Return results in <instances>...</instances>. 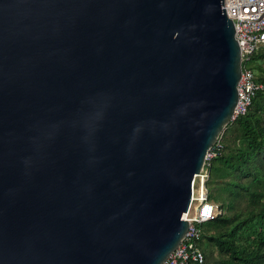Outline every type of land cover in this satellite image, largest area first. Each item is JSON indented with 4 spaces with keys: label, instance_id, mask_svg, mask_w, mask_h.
Wrapping results in <instances>:
<instances>
[{
    "label": "water",
    "instance_id": "95a60500",
    "mask_svg": "<svg viewBox=\"0 0 264 264\" xmlns=\"http://www.w3.org/2000/svg\"><path fill=\"white\" fill-rule=\"evenodd\" d=\"M241 73L223 0H0V264H162Z\"/></svg>",
    "mask_w": 264,
    "mask_h": 264
},
{
    "label": "trees",
    "instance_id": "16d2710c",
    "mask_svg": "<svg viewBox=\"0 0 264 264\" xmlns=\"http://www.w3.org/2000/svg\"><path fill=\"white\" fill-rule=\"evenodd\" d=\"M263 57L261 48L248 62ZM254 81L263 88L247 112L225 127L217 140L221 148L207 166L208 199L224 213L200 225L202 264H209L211 247L223 264H264V74L254 73ZM241 198L250 207L246 215L237 208Z\"/></svg>",
    "mask_w": 264,
    "mask_h": 264
},
{
    "label": "built area",
    "instance_id": "2783aa9c",
    "mask_svg": "<svg viewBox=\"0 0 264 264\" xmlns=\"http://www.w3.org/2000/svg\"><path fill=\"white\" fill-rule=\"evenodd\" d=\"M228 18L234 23L235 35L241 54V64L248 62L259 49L264 48V0H223ZM263 86L255 83L254 73L242 65L238 82V100L233 112V120L244 115L251 105L254 94ZM218 141L207 152L204 175L201 178L202 195L196 205L187 232L179 244L162 264H202L203 253L197 244L200 238V225L219 214V208L208 199L206 181L209 176L208 163L220 150Z\"/></svg>",
    "mask_w": 264,
    "mask_h": 264
},
{
    "label": "rangeland",
    "instance_id": "374dc122",
    "mask_svg": "<svg viewBox=\"0 0 264 264\" xmlns=\"http://www.w3.org/2000/svg\"><path fill=\"white\" fill-rule=\"evenodd\" d=\"M242 65H244V67H246L248 69L254 70L255 74H258V73L264 74V57L261 58L260 60H258V62L255 63L254 65H252L251 62H244ZM208 193H209V191H208ZM237 208H239L244 215H246V211H248L250 209V207H248L246 200H244L242 198L239 200ZM220 209H219V211H220L219 215L224 213L222 211V209L221 210ZM208 252H209V255L211 254V256L207 258V260L209 261V264H223L222 261H223L224 257L220 254V252L217 249L211 247L210 250H208Z\"/></svg>",
    "mask_w": 264,
    "mask_h": 264
}]
</instances>
